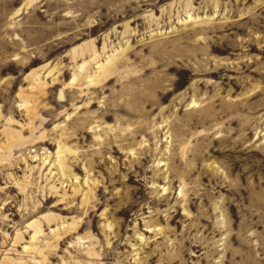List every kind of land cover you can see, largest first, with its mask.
I'll return each mask as SVG.
<instances>
[{
    "label": "rangeland",
    "instance_id": "374dc122",
    "mask_svg": "<svg viewBox=\"0 0 264 264\" xmlns=\"http://www.w3.org/2000/svg\"><path fill=\"white\" fill-rule=\"evenodd\" d=\"M0 264H264V0H0Z\"/></svg>",
    "mask_w": 264,
    "mask_h": 264
}]
</instances>
